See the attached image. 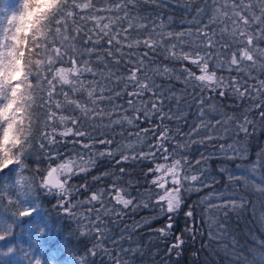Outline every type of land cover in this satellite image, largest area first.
<instances>
[{
	"label": "snow or ice",
	"instance_id": "obj_1",
	"mask_svg": "<svg viewBox=\"0 0 264 264\" xmlns=\"http://www.w3.org/2000/svg\"><path fill=\"white\" fill-rule=\"evenodd\" d=\"M135 7L136 0H0V177L5 175V169L13 170V165L23 168V157L35 150L37 141L34 127L39 123L41 112L45 128L52 129L51 132H42L39 141L40 150L48 158L61 155L54 149L59 143L55 125L58 113H68L59 115V121L61 124L70 122L73 126L65 127L59 136L71 135L73 150L75 145L79 144L90 155L95 143L106 146L116 143L114 138L98 139L93 136L92 133L96 132L98 126L106 127L110 131L114 125H119L122 129L124 125L131 126L138 130L129 135L143 143L147 142L149 131L153 134L154 142L149 144L146 152H137L131 143L117 144L115 150L106 148L98 152V157L101 158H112L119 153L121 159L116 161L117 165L129 160L146 161L154 165L144 174L153 177L148 181V189L143 193L138 192L135 197L119 184L115 173H104L93 179L101 180L103 176H112V184L107 190L100 188L90 193V196L79 204L65 200L69 195V189L65 187L67 180L61 181L59 177L63 175L70 178L77 174V169L81 173L87 171L86 167L81 166L84 163V153L81 152L76 153L80 163H77L76 159L68 158L66 162L50 167L47 175L42 177L40 188L47 189L48 194H52V189H56L57 206L63 208L65 215L78 218L81 227H84L86 222L87 232H95L98 239L107 237L102 216H119L123 209L129 208L135 211L141 206L136 202L137 199L144 198H147L148 202L143 203V207L158 208V215L166 217L164 227L154 231L161 237H167L174 226L176 214L184 204L183 194L193 190L200 191L205 186L211 187V184L206 183L203 169H199V174H190V162L180 153V149L188 147V143L174 142L175 137L171 129L163 126L165 120L184 119V116L181 115L183 110L180 107L183 97H178L174 88L165 89L163 83L158 84L154 76L148 75V72L152 71L156 76L170 79L172 70L169 68H151L155 61L150 57L159 48L168 45L164 50L170 55L166 58L186 61L192 66L183 67L182 75L177 77L185 85L191 84L194 91L199 89V95L193 99L198 109L196 118L199 124L188 134L190 142H196L191 141V136H199L202 130L206 132V137L201 138L199 142L211 143L217 138L213 135L216 127L223 126L227 130L234 124L236 134L242 133L247 137L251 134L250 128L255 131L256 119L264 124V78H261L264 76V0H257L256 3L253 0H211L206 3L203 9H197L198 15L204 13L208 19L207 23L201 20L196 24L194 34L198 43L186 42L184 32L165 33L162 26L156 25L155 22L151 25L141 23L140 21L145 20L144 17L131 15ZM77 18L79 24L74 29L69 25V21L77 24ZM88 23L92 24L91 29H87ZM218 24L225 25L221 28V33H227L230 41L214 39L216 32L212 25ZM84 29H87V32H84ZM133 32L136 33L135 37L132 36ZM188 35H193L191 30ZM173 40L176 43L169 44ZM186 43L188 51L183 48ZM125 46L129 50L142 47L144 51L138 60L135 56H129L128 63L131 67H126L125 73L117 75L110 69L113 64H121ZM101 47H106L103 57L99 55ZM81 48L84 51H81ZM218 48L222 49L223 60L216 55L215 50ZM224 50L230 51L231 54H224ZM85 54L89 59H84ZM93 56L95 62L91 59ZM57 64L68 66L56 67ZM225 65L230 73L235 72L237 75L228 80L218 76L217 69L223 70ZM85 74L91 75L94 82L86 83L82 79ZM120 85H123V88H120ZM84 92L87 93V99H78ZM205 92L210 94L207 98H204ZM125 94L128 97L127 107L116 103V100L123 99ZM230 94L233 99L251 102L252 107L245 110L243 120L234 115L218 113L209 104V101L217 96L226 98ZM137 100L140 101L141 107H134ZM173 100L176 101L175 112L170 106ZM205 105H208L211 111L206 109ZM130 109L135 112L134 116L128 114ZM249 114L254 118L248 119ZM141 119L149 122L150 127L139 129L138 122ZM156 119L160 123L152 126V121ZM85 121L89 122L91 131L80 130L85 126ZM100 136L106 137L107 133L100 132ZM85 139L93 143L84 142ZM121 148L132 149V155L125 154ZM246 151L237 140L227 146L221 144L219 151L211 155L225 162L237 159L243 161L247 159ZM161 159L165 163H160ZM204 159L201 154V160ZM169 160L170 164L167 163ZM201 160L196 161V164L200 165ZM87 163L94 166L95 160L89 159ZM236 167L238 173L227 168L220 169L221 173H227L229 185L224 192L210 193V196L215 195L216 203L210 200L202 201L210 205V211H235L242 208L246 201L243 197L237 199L233 194L241 184L244 188L254 189L264 196V153L258 154L256 160L250 164ZM124 172L125 169L120 168V174ZM23 180L22 176L15 180V200L12 198L13 194L9 193L8 204L4 205L5 197L0 195V213L3 214L0 215V242L11 239L16 226L25 217H32L35 212L34 201L21 190ZM212 183L216 181L213 180ZM229 187L233 189V193L228 192ZM105 192L116 205L122 206L121 210L108 206ZM161 192L163 194H160ZM153 196L157 197L155 202L151 200ZM92 202L99 203L100 208H93L87 214L74 211L80 204ZM9 206H14L16 210L10 211ZM194 211V207L189 205L185 219H192ZM225 215L227 216V212ZM261 219H264V215ZM145 223L148 221L137 222L134 227H143ZM213 227L217 228V231H212ZM187 230L190 233L196 231L194 228ZM39 233H43L42 228ZM208 235L210 245L213 241H226L230 233L222 223L213 221L209 224ZM183 243V233L177 234L169 252L180 248ZM237 243L235 238L231 246L219 243L217 251L222 248L227 256H231L230 264H264V240H259L247 252L238 248ZM114 245L119 247L118 242H114ZM34 247L36 245L31 243V246L22 249L24 255L21 257H17L16 244L0 247V264H15L17 258L25 260L27 264H33V261L35 264H42L39 254H34L31 250ZM97 247L98 244L93 245L88 249V253L92 256L98 255ZM106 254L112 256L111 252ZM113 264H124V260L117 255Z\"/></svg>",
	"mask_w": 264,
	"mask_h": 264
},
{
	"label": "trees",
	"instance_id": "obj_2",
	"mask_svg": "<svg viewBox=\"0 0 264 264\" xmlns=\"http://www.w3.org/2000/svg\"><path fill=\"white\" fill-rule=\"evenodd\" d=\"M11 2V0H10ZM211 0H136V7L132 10L131 15L133 17H144L145 20L141 23L155 22L156 25L162 26L163 31H172L174 33L184 32V40L188 43L196 42L198 39L195 36V27L198 21L208 22L207 15L200 13L198 15L197 9H203L206 3H210ZM210 11V10H208ZM79 24V18H77V24H73L69 21V25L72 28H76ZM225 27L223 24L212 25L213 30L216 32L214 39L224 41H230V37L227 33H221V28ZM92 24L88 23L87 29H91ZM84 29V32H87ZM189 30L193 35H188ZM143 33H141V36ZM132 36L135 37L136 33L133 32ZM85 39L87 37L85 36ZM159 39V37H157ZM176 43V41H170L169 44ZM79 46V45H78ZM91 46V45H90ZM168 47L165 45L159 48L156 52L152 53L150 59L155 63L151 65V68L163 69L169 68L171 71L169 77L156 76L154 72L149 71L148 75L154 76L156 82L163 83L165 89L168 87L174 88L178 97H183L180 100V107L183 110L181 115L184 119L165 120L164 125L171 129L172 134L175 137L174 142L188 143V147L180 149L181 155H185L190 162V174H199V169H203L206 176V183L211 184V187L205 186L200 191L185 192L184 204L181 210L175 216L174 226L167 237H161L155 229L164 227L166 223V217L158 215V208L143 207L142 204L148 202L147 198L143 200L137 199V203L141 206L133 211L131 208L123 209L119 216H102L106 225L107 237L98 239L95 232H87V224L81 227L80 220L74 219L65 215L63 208L57 206V190L52 189V194H48L47 189H41L40 184L42 177L46 175L47 170L52 166H57L60 163L66 162L68 158H73L80 163L79 158L76 156L77 152L84 153L81 166L86 167V172H79L72 175L70 178L61 175L63 180H67L65 187L69 189V195L64 199L70 201L72 204H79L81 201H85L90 193L96 192L100 188H105L112 184V176H103L101 180H94L93 177L102 176L104 173H115L119 180V184L126 188L133 197L137 196V193H143L148 189L150 181L153 177L151 175L145 176L149 167L154 165L148 162H140L129 160L119 165L116 161L121 159V155L118 153L112 158L98 157L99 151H104L106 148L115 150L117 144L128 145L132 144L133 149L138 151H148L149 144L154 142L152 132L149 131L148 139L146 143L139 142L134 136H130V133H134L138 129L131 126L124 125L123 129L119 125H114L113 130L108 128L97 127L96 132L92 133L93 136L99 138H114L116 143L113 145H100L95 143L90 155L79 144L74 146L72 143L73 137H60L59 133L65 130V127H73L70 122L67 124H61L59 121V115L68 113H58L55 120L56 125V139L59 141L54 146L55 151L61 153L59 157L53 155L52 158H48L39 148V141L41 139L42 132H51V128H45L44 116L41 112L39 123L34 127L35 150L31 151L23 157L24 167L18 168L13 165V170L9 171L5 169V175L0 177V195H3L5 199L3 204H8V195L12 193L13 200L16 199V185L15 180L21 176L24 178L22 181L21 190L24 191L35 203V212L32 217H25L15 228V234L11 239L0 242V247L8 244H16L18 251L17 257L24 255L22 249L31 246L34 243L36 247L32 248L34 254H39L42 264H113L115 256L120 255L124 260V264H230L231 256H227L224 250L221 248L217 251L219 243H227L231 246L233 238L238 243V248H243L245 252L249 248L254 247L259 240H264V219L261 216L264 215V196L259 192L251 188H244L241 184L238 189L233 193L232 188H228L230 193L236 195L237 199L244 198L246 203L240 209L235 211L231 209H225L217 212L215 209H210V205L202 203L207 200V195L217 189H225L229 185L227 173H221V168L229 166H235L236 164L250 163L251 160L257 158V155L264 153V124L256 119L255 131L251 128L249 136L244 137L243 134H236L235 125L233 124L227 130L223 126L216 127L213 135L217 137L211 143H200V139L206 137V132L201 131L199 136L192 135L190 142L188 134L191 133V129L199 124L197 120V112L195 104L193 103L194 96L199 95V89L194 91L191 84L185 85L178 76L182 75L183 67H192L188 65L186 61L168 59L169 52L164 49ZM184 51H188L187 43L183 46ZM81 51H84L81 48ZM144 49L141 47L135 50H129L126 46L123 49V59L119 66L112 65L111 71L116 72L117 75L126 72V67H131L128 63L129 56H135L138 60L142 55ZM179 51V49H177ZM216 55L220 57V60L224 59L221 54L222 49L215 50ZM106 47L99 48V55L105 56ZM224 54L230 55L231 52L224 50ZM120 55V54H118ZM84 59H89L85 54ZM95 62V56L91 57ZM68 65L57 64L56 67H67ZM198 72V70H196ZM218 76H222L225 80L236 76L235 72H229L227 66L225 69H217ZM261 78H264L262 76ZM82 79L86 83H93L91 75L85 74ZM102 79V77H100ZM115 79V78H113ZM244 77H241L243 81ZM67 88V86H65ZM123 88V85H120ZM131 91V89H129ZM46 95V93H45ZM210 94L205 92L204 98H207ZM214 95V94H213ZM61 99L63 97H60ZM87 99V93H82L77 97ZM147 98V97H146ZM128 97L125 94L123 99H117L116 103L127 107ZM216 112L221 114H227L228 116H236L243 120L244 112L246 109L252 107V104L248 100H236L231 97L220 98L216 97L209 101ZM222 105V106H221ZM90 106V105H89ZM103 107H110V105H102ZM140 101L137 100L134 107H141ZM170 106L173 111L176 110V101H171ZM205 108L211 111L208 105ZM167 111V107L165 108ZM129 115H135V112L129 110ZM216 113L214 112L213 115ZM258 116V113L256 114ZM219 118V117H217ZM254 116L249 114L248 119H253ZM51 123V122H50ZM107 123V121H105ZM139 129H147L150 127L149 122L140 120ZM159 120H153L152 126L159 124ZM99 124V122H97ZM89 122L85 121V126L80 130H88ZM211 131V130H209ZM100 132L107 133L106 137L100 136ZM122 133V134H121ZM239 141V145L244 147L247 151L245 156L247 159L232 160L225 162L221 158L211 155L214 152H218L220 145L227 146L233 144L234 141ZM143 141V137L141 138ZM84 142L93 143V141L85 139ZM45 143H47L45 141ZM121 151L131 156L132 149L121 148ZM201 154L205 157L201 160ZM89 159L95 160V165L87 163ZM201 160V164L197 165L196 161ZM165 163L163 159L159 161ZM171 163V160L167 161ZM120 168H124L125 172L121 175ZM160 175V174H158ZM215 180L216 183H212ZM86 186V187H85ZM160 194H163L162 192ZM156 196L151 198L152 202H155ZM105 200L108 206L114 207L117 210H121L122 206L116 205L115 201L107 196L105 192ZM63 202V201H62ZM213 203V202H212ZM194 207V217L192 219H185V212L188 211V206ZM93 208L99 209L100 204L97 202L80 204L74 211L77 213L87 214ZM10 211H15L14 206H9ZM227 212V216L225 215ZM0 215H3L0 213ZM94 219V216L92 217ZM147 220L143 227L136 228L134 225L137 222H143ZM195 221V222H194ZM213 221H219L228 230L227 240L224 242H211L209 245V224ZM194 228L195 233L188 232L187 228ZM43 229V233H39V229ZM212 231H217V228L213 227ZM183 233L184 243L178 248L169 252V248L175 242V236ZM110 237L111 239H109ZM114 242H118L119 247L114 245ZM98 255L92 256L88 253V249L93 245H97ZM203 246V247H202ZM121 249L124 251L122 252ZM231 250V248L229 249ZM107 252H111L112 256L107 255ZM15 264H27L25 260L15 259ZM35 264V261H33Z\"/></svg>",
	"mask_w": 264,
	"mask_h": 264
},
{
	"label": "rangeland",
	"instance_id": "obj_3",
	"mask_svg": "<svg viewBox=\"0 0 264 264\" xmlns=\"http://www.w3.org/2000/svg\"><path fill=\"white\" fill-rule=\"evenodd\" d=\"M221 2H224V0H221ZM229 2H230V0H229ZM253 2L254 3H256L257 2V0H253ZM256 159H254V160H251L250 161V163L252 162V161H255ZM249 162L248 163H244V164H236L235 166H229V167H226L229 171H234V172H237L238 173V169H237V165H241V166H243V165H247V164H250ZM224 190L225 189H217V190H213V191H211L210 193H219V192H224ZM228 192L230 193V190H228ZM210 193L207 195V200H210L211 202H213V203H216V197H215V195H211L210 196ZM235 195V194H234ZM236 196V195H235ZM237 198V197H236Z\"/></svg>",
	"mask_w": 264,
	"mask_h": 264
},
{
	"label": "water",
	"instance_id": "obj_4",
	"mask_svg": "<svg viewBox=\"0 0 264 264\" xmlns=\"http://www.w3.org/2000/svg\"><path fill=\"white\" fill-rule=\"evenodd\" d=\"M52 167H55V166H52ZM46 175H47V173H46ZM59 179H60L61 181H64V180L61 178V176L59 177Z\"/></svg>",
	"mask_w": 264,
	"mask_h": 264
}]
</instances>
